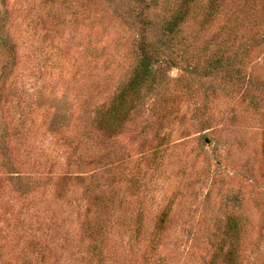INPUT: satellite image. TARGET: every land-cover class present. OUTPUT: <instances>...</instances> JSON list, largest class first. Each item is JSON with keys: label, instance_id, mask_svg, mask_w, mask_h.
<instances>
[{"label": "rangeland", "instance_id": "374dc122", "mask_svg": "<svg viewBox=\"0 0 264 264\" xmlns=\"http://www.w3.org/2000/svg\"><path fill=\"white\" fill-rule=\"evenodd\" d=\"M208 4L0 0V264H264V0ZM140 15L178 66L109 125Z\"/></svg>", "mask_w": 264, "mask_h": 264}, {"label": "trees", "instance_id": "16d2710c", "mask_svg": "<svg viewBox=\"0 0 264 264\" xmlns=\"http://www.w3.org/2000/svg\"><path fill=\"white\" fill-rule=\"evenodd\" d=\"M182 1L190 7L192 3L197 0ZM230 2L231 0H209L207 10L201 21V26L203 28H208L219 21ZM142 13H146L145 9ZM188 17V15L181 17L180 13H178L165 23V32L168 33L169 42H172V40L177 37V34L181 32L182 26L187 23ZM143 18L144 21L142 22H144L145 34L148 35L143 36L140 44L141 57L134 69L131 80L126 86H124L121 93L117 97L119 99V104L107 111V114L111 112V115L117 117L115 121L109 118L107 120L109 125L120 121L119 118L123 119V116L125 117L130 114L132 108H135L141 103L142 97L148 90H154L156 87L161 85L164 75L167 73V69L178 66L176 59L165 57L166 54L171 56L172 52L167 51L172 47H170V44L169 46H165L166 43H164V46L162 47L155 44L153 39L149 40L150 33L148 28L152 25V22L146 16L140 15V19L142 20ZM119 111H123L124 115H120V117L117 116L119 115ZM237 247L238 245L232 249L230 248L231 251L225 254L226 259H224L223 262L226 264H242V249ZM223 249L224 248H221V250ZM213 264H218V261L214 260Z\"/></svg>", "mask_w": 264, "mask_h": 264}]
</instances>
